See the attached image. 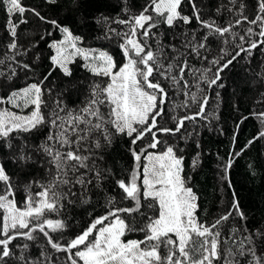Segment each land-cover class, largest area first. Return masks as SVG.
Returning <instances> with one entry per match:
<instances>
[{"label":"snow or ice","instance_id":"6c2138e0","mask_svg":"<svg viewBox=\"0 0 264 264\" xmlns=\"http://www.w3.org/2000/svg\"><path fill=\"white\" fill-rule=\"evenodd\" d=\"M0 8V264H264V221L250 226L235 191L209 214L192 183L200 129L217 131L211 92L230 66L264 54V0H112L113 12L90 20L69 0L91 33L23 0ZM28 14L36 35L21 29ZM260 67L240 121L260 130L239 151L233 134L227 159L217 156L229 189L235 158L264 139ZM118 146L130 164L109 188L97 161Z\"/></svg>","mask_w":264,"mask_h":264},{"label":"trees","instance_id":"16d2710c","mask_svg":"<svg viewBox=\"0 0 264 264\" xmlns=\"http://www.w3.org/2000/svg\"><path fill=\"white\" fill-rule=\"evenodd\" d=\"M220 0H205V3L215 7ZM252 0H248L251 3ZM26 6L35 7L48 16H57L64 20L70 17L73 27L80 32L91 33L92 27H87L80 23V14L72 16L69 12V0H61L58 7L50 9L43 0H23ZM80 12L83 16L91 19L92 16L100 13L113 12L112 0H79ZM29 15V24L22 25L21 29L26 33L36 35L40 29L34 17ZM6 16L2 8H0V35L3 32ZM240 31V29H236ZM38 38V36H37ZM218 50H213L216 55ZM117 57L119 53L117 51ZM264 62V54L259 50L254 51L251 63L248 64L241 60L226 69L223 76L225 87L222 89H214L211 92L213 100L210 101L211 108L219 117L213 120L212 124L217 131L209 132L206 127H201V135L198 137L205 148L204 160L201 168L192 173V183L195 185V191L200 195L201 204L209 214H217L219 211L227 207V202L231 199L232 191H235L241 208L249 218L250 226L256 227L264 221V139L257 140L251 146H248L240 156L236 157L234 164L229 172V179L232 188L227 187L226 182L221 180L220 167L223 161L218 160L217 156L227 159L229 152L233 150L232 136L236 135L235 150L239 151L247 142L252 139L260 130L259 123L251 117L243 120L242 117L247 116L253 108V102L257 97V90L261 85L255 84L249 87L252 81L256 80L255 73L261 71L260 64ZM76 76L83 77L87 75L82 69H76ZM211 75V73H209ZM219 91L220 100L215 101V92ZM259 110L262 106L255 105ZM238 109V110H237ZM205 122H201L204 124ZM240 123L237 129L236 125ZM219 129H223L220 134ZM103 160L97 161L105 169H110L112 177L105 183L112 187V180L126 175V168L130 164L129 154L124 146H118L108 150L104 154ZM74 220L81 219L80 213L83 209H75ZM78 225L73 223L70 231L77 230Z\"/></svg>","mask_w":264,"mask_h":264}]
</instances>
